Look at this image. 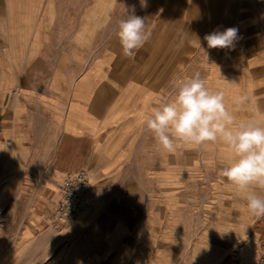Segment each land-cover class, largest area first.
I'll return each instance as SVG.
<instances>
[{"label": "rangeland", "instance_id": "obj_1", "mask_svg": "<svg viewBox=\"0 0 264 264\" xmlns=\"http://www.w3.org/2000/svg\"><path fill=\"white\" fill-rule=\"evenodd\" d=\"M133 10L151 32L148 48L157 43L156 52L162 47L160 53L175 63L177 52L184 51V67L172 79L170 94L179 78L196 73L210 89L222 90L208 84L211 65L221 74L216 82L233 78L253 85L252 94L241 87L239 95L251 97L240 109L225 98L237 123L264 114V95L257 92L264 89V0H146L144 5L141 0H58L56 7L54 0H43L42 30L52 31L50 43L56 47L51 61L62 67L67 49L80 60L85 57L81 46H88L90 65L116 44L130 63L115 33L119 20ZM229 27L238 30L234 48L209 49L204 36ZM44 122L30 139L22 137L26 151L19 146L12 150L10 138L13 147H3L0 156V264H224L221 259L233 252L240 237L232 227L237 212L244 210L240 197L245 194L236 195L235 186L220 175L229 156L222 143L200 148L183 167L182 157L192 147L177 150L184 148V156L170 153L167 174L158 177L163 181L128 183L124 177L115 184L91 183L94 196L78 218L61 231L52 229L49 220L62 178L58 183L51 166L53 136L42 134ZM144 141L155 142L152 135L139 134L137 142ZM256 192L261 196L264 189ZM219 209L229 214L219 220Z\"/></svg>", "mask_w": 264, "mask_h": 264}, {"label": "crops", "instance_id": "obj_2", "mask_svg": "<svg viewBox=\"0 0 264 264\" xmlns=\"http://www.w3.org/2000/svg\"><path fill=\"white\" fill-rule=\"evenodd\" d=\"M42 1L0 0V145L12 138V150L17 146L23 149L22 144L44 119L42 134L53 136L51 166L58 183L62 177L81 171L88 174L91 183L103 186L124 177L129 178L128 183L163 181L158 177L166 176L170 153L156 142H145L148 138L142 143L137 138L139 134L152 135L141 125L142 115L174 98L175 90L170 94V87L176 72L184 67V51L177 52L175 63L174 58L160 53L162 47L158 54L157 43H152L149 48L143 46L129 63L113 44L88 65L89 48L81 46L85 57L74 60L73 50L67 49L64 65L58 67L50 57L51 49L56 50L50 43L52 31L42 30L46 21L41 15ZM134 61L138 65L134 66ZM207 71L208 84L220 86L227 99L238 96L241 87L248 94L254 90L249 80L241 84L233 78L216 82L221 74L211 65ZM257 92L264 95V89ZM181 150L177 153L184 156L185 150ZM199 150H186L182 167L185 161L196 159ZM229 157L230 153L225 161L229 162ZM93 196L89 193V198ZM245 202L240 197L244 210L237 212L236 226L232 227L240 241L221 259L224 264H258L264 256V218L252 216ZM228 214V209H219L216 218Z\"/></svg>", "mask_w": 264, "mask_h": 264}, {"label": "clouds", "instance_id": "obj_3", "mask_svg": "<svg viewBox=\"0 0 264 264\" xmlns=\"http://www.w3.org/2000/svg\"><path fill=\"white\" fill-rule=\"evenodd\" d=\"M146 0H141L144 5ZM123 55L133 58L150 39L145 18L132 13L118 22L115 33ZM238 30L229 27L214 30L204 36L209 49L234 48ZM196 42L200 45L199 38ZM249 100L247 95L234 97L236 109ZM141 125L152 134L154 141L168 153L181 146L207 148L222 143L230 153L229 162L220 175L244 193L246 208L256 218H264V197L256 189H264V114L237 123L236 116L225 104L223 90H212L199 73L175 84L171 100L153 106L142 115Z\"/></svg>", "mask_w": 264, "mask_h": 264}, {"label": "built area", "instance_id": "obj_4", "mask_svg": "<svg viewBox=\"0 0 264 264\" xmlns=\"http://www.w3.org/2000/svg\"><path fill=\"white\" fill-rule=\"evenodd\" d=\"M11 146V141H6L2 148L0 146V156L4 148ZM90 190L91 182L86 172L62 177L57 191L58 202L52 211L49 226L61 231L67 223L76 220L87 206ZM258 264H264V256L259 259Z\"/></svg>", "mask_w": 264, "mask_h": 264}]
</instances>
